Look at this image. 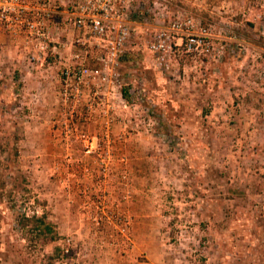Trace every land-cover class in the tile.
Segmentation results:
<instances>
[{
    "label": "rangeland",
    "instance_id": "obj_1",
    "mask_svg": "<svg viewBox=\"0 0 264 264\" xmlns=\"http://www.w3.org/2000/svg\"><path fill=\"white\" fill-rule=\"evenodd\" d=\"M115 7L106 64L60 16L44 53L0 26V264H264V0ZM80 62L100 75L65 79ZM21 214L55 238L30 244Z\"/></svg>",
    "mask_w": 264,
    "mask_h": 264
},
{
    "label": "built area",
    "instance_id": "obj_2",
    "mask_svg": "<svg viewBox=\"0 0 264 264\" xmlns=\"http://www.w3.org/2000/svg\"><path fill=\"white\" fill-rule=\"evenodd\" d=\"M117 1L69 0L64 10L58 11L52 0H0V26L11 32H26L28 39L38 47L37 50L44 53L50 41V30L58 25L53 17L60 16L64 25L103 43L100 44L102 55L98 59L106 64L115 62L122 54L128 38V25L122 12L115 7ZM159 30L157 39L149 44V49L155 52L164 50L163 41L169 39L164 30ZM76 41L83 43L80 39ZM179 44H183L188 53L207 50V44L198 34L187 33ZM62 73L65 79L77 85L84 77L99 76L101 72L98 67L88 68L80 62L65 68Z\"/></svg>",
    "mask_w": 264,
    "mask_h": 264
},
{
    "label": "trees",
    "instance_id": "obj_3",
    "mask_svg": "<svg viewBox=\"0 0 264 264\" xmlns=\"http://www.w3.org/2000/svg\"><path fill=\"white\" fill-rule=\"evenodd\" d=\"M126 91L123 90L122 95L125 97ZM18 226L20 229H25L27 232L28 242L30 244H43L48 240H53L55 238V232L52 225L45 220L43 215L36 216L32 214L30 216H25L21 214L18 219Z\"/></svg>",
    "mask_w": 264,
    "mask_h": 264
}]
</instances>
